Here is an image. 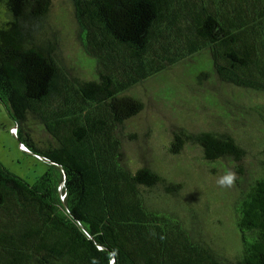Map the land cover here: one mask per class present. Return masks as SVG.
I'll return each mask as SVG.
<instances>
[{
  "label": "trees",
  "instance_id": "16d2710c",
  "mask_svg": "<svg viewBox=\"0 0 264 264\" xmlns=\"http://www.w3.org/2000/svg\"><path fill=\"white\" fill-rule=\"evenodd\" d=\"M70 1L93 80L61 66L52 0H0V103L20 146L49 162L33 185L0 163V264H264V174L240 192V245L224 258L154 202L180 185L132 171L121 137L144 107L129 91L203 53L222 83L264 93V0ZM187 145L210 163L245 153L226 132L174 131L170 152Z\"/></svg>",
  "mask_w": 264,
  "mask_h": 264
},
{
  "label": "rangeland",
  "instance_id": "374dc122",
  "mask_svg": "<svg viewBox=\"0 0 264 264\" xmlns=\"http://www.w3.org/2000/svg\"><path fill=\"white\" fill-rule=\"evenodd\" d=\"M49 24L64 70L81 80L95 79V62L80 44L70 0H52ZM128 94L141 99L144 107L121 135L127 166L136 171L150 165L179 184L178 194L166 199L162 190L154 202L183 219L198 239L211 244L224 258H233L240 245L235 226L240 192L264 174V93L222 83L209 55L203 53ZM14 125L7 107L0 103V163L33 185L47 172L49 162L22 149L11 130ZM180 128L226 132L245 153L240 161L214 163L205 161L201 149L191 145L171 153L173 132ZM31 130L37 142L51 139L38 121L31 122ZM228 169L236 173V179L232 186L222 187L218 180Z\"/></svg>",
  "mask_w": 264,
  "mask_h": 264
},
{
  "label": "clouds",
  "instance_id": "9594fccd",
  "mask_svg": "<svg viewBox=\"0 0 264 264\" xmlns=\"http://www.w3.org/2000/svg\"><path fill=\"white\" fill-rule=\"evenodd\" d=\"M235 179H236V173L233 170L228 169L226 170L224 176L219 178L218 183L222 187H230L234 184Z\"/></svg>",
  "mask_w": 264,
  "mask_h": 264
},
{
  "label": "built area",
  "instance_id": "2783aa9c",
  "mask_svg": "<svg viewBox=\"0 0 264 264\" xmlns=\"http://www.w3.org/2000/svg\"><path fill=\"white\" fill-rule=\"evenodd\" d=\"M11 130H12V132H13L15 135H16L17 132H18V128H17V127L12 128ZM21 147H22V149H24L25 151H27V149H26L24 146H21Z\"/></svg>",
  "mask_w": 264,
  "mask_h": 264
},
{
  "label": "water",
  "instance_id": "95a60500",
  "mask_svg": "<svg viewBox=\"0 0 264 264\" xmlns=\"http://www.w3.org/2000/svg\"><path fill=\"white\" fill-rule=\"evenodd\" d=\"M36 156H37V155H36ZM38 157H40V156H38ZM40 158L44 159L43 157H40Z\"/></svg>",
  "mask_w": 264,
  "mask_h": 264
}]
</instances>
